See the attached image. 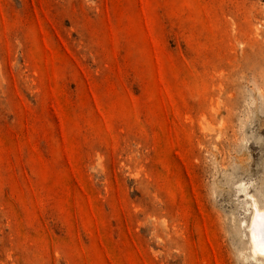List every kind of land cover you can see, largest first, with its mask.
<instances>
[{
	"label": "rangeland",
	"instance_id": "374dc122",
	"mask_svg": "<svg viewBox=\"0 0 264 264\" xmlns=\"http://www.w3.org/2000/svg\"><path fill=\"white\" fill-rule=\"evenodd\" d=\"M254 204L264 0H0V264H264Z\"/></svg>",
	"mask_w": 264,
	"mask_h": 264
},
{
	"label": "bare ground",
	"instance_id": "6f19581e",
	"mask_svg": "<svg viewBox=\"0 0 264 264\" xmlns=\"http://www.w3.org/2000/svg\"><path fill=\"white\" fill-rule=\"evenodd\" d=\"M256 203V202H255ZM254 213L250 224V238L254 256H264V208L254 204Z\"/></svg>",
	"mask_w": 264,
	"mask_h": 264
}]
</instances>
